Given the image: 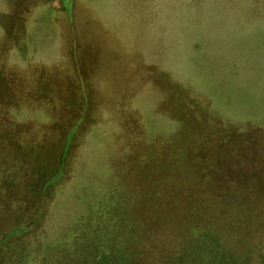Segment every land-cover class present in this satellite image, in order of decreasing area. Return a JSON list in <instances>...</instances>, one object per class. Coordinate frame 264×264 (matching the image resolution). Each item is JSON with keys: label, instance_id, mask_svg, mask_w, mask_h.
<instances>
[{"label": "rangeland", "instance_id": "1", "mask_svg": "<svg viewBox=\"0 0 264 264\" xmlns=\"http://www.w3.org/2000/svg\"><path fill=\"white\" fill-rule=\"evenodd\" d=\"M30 174L37 183L22 193ZM0 177V226L24 228L0 264H111L131 248L133 264L144 261L146 200L168 195L166 182L216 181L227 193L231 181L230 193L254 197L264 0H0ZM192 219L180 223H201ZM242 230L225 246L241 259ZM166 237L153 247L172 245Z\"/></svg>", "mask_w": 264, "mask_h": 264}, {"label": "trees", "instance_id": "2", "mask_svg": "<svg viewBox=\"0 0 264 264\" xmlns=\"http://www.w3.org/2000/svg\"><path fill=\"white\" fill-rule=\"evenodd\" d=\"M71 129L66 134L67 144L70 143L74 133V129ZM201 163L203 164V162ZM62 170L63 164L60 162L53 176L49 180H44L42 185H40L39 190L41 196L46 186H48V182L52 184L62 176ZM256 182L254 186L256 193H254V197L250 199H244L241 195V197H236L234 193H230V189L233 191L236 188L235 184L231 181L223 182V187H227L225 190L227 193L223 192V190L216 193L219 185H221L220 182L218 183L216 181L207 183L195 181L192 183L191 181L186 182L180 180L178 182L171 181L164 183L168 187L165 190L168 192V195L163 197L162 192L159 199L149 198L146 200V203L152 202L153 204L147 205L151 210L147 211L148 214L146 213L147 219L143 224L145 232H143L141 236L145 241L149 240V243H146L145 246L148 247L145 251H142L141 254L144 261H139L137 264H191L190 259H186L185 256L191 258L190 253L192 249L193 255H196L194 258L197 260L198 264H208V262H205L207 258L208 261L211 259L209 262L210 264H264V182ZM35 183H37V179H35L33 175L30 174L27 178L26 176L23 177L20 182L22 193L34 188L33 184ZM228 183H230L229 187L227 185ZM194 184L196 187H193ZM200 187L210 190V194L198 195L197 192ZM0 193L6 195L3 191H0ZM158 204L163 205L159 212V219H156L158 215L157 217L155 216L153 209ZM8 205L10 207L9 202ZM11 207L13 208V204ZM184 218L187 220L193 218L191 220L192 222L198 223L200 221L201 223L195 226L197 229H192L186 224L182 226L180 222L185 223L183 222ZM156 221L161 227L159 231H157L158 229L154 223ZM237 221L240 222V225L234 226ZM241 226H243V241L240 240L239 250L247 251L248 255L242 259L239 257V251L237 254L231 256L229 251L225 248L228 244V237H230L236 229H241ZM23 229L21 225L2 224L0 226V232L2 233L0 248L4 245L6 240L16 235V232L17 234L22 233ZM165 230H168L171 239L166 237L163 240L174 244L179 239L181 242L183 239L186 240L187 237H183L184 235L190 238L188 244L172 249L171 251H173V253H170L171 251L168 252L173 244L168 247L161 244L160 247L154 248L153 245L155 243L151 242V238H157V235ZM173 230L176 231V233ZM220 233L221 235H219ZM222 233H224V236ZM222 238H225L226 244L218 247L220 246L218 241ZM257 238L258 240L255 242L254 240ZM117 251L115 252L117 256H123L120 250ZM127 253H129L127 254L128 257H118L119 259L115 257L111 259L110 257H106V260L103 259V262L108 261L111 264H133L136 259V254L132 248L129 251L127 249Z\"/></svg>", "mask_w": 264, "mask_h": 264}]
</instances>
